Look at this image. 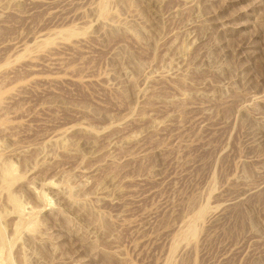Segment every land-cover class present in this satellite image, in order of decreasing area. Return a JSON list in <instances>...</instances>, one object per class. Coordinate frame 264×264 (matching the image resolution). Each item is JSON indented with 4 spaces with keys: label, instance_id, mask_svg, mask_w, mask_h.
<instances>
[{
    "label": "rangeland",
    "instance_id": "obj_1",
    "mask_svg": "<svg viewBox=\"0 0 264 264\" xmlns=\"http://www.w3.org/2000/svg\"><path fill=\"white\" fill-rule=\"evenodd\" d=\"M0 264H264V0H0Z\"/></svg>",
    "mask_w": 264,
    "mask_h": 264
}]
</instances>
